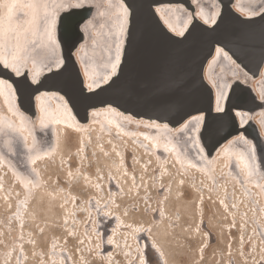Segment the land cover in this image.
<instances>
[{
  "label": "water",
  "instance_id": "1",
  "mask_svg": "<svg viewBox=\"0 0 264 264\" xmlns=\"http://www.w3.org/2000/svg\"><path fill=\"white\" fill-rule=\"evenodd\" d=\"M168 6L181 18L180 34L158 14ZM37 13L15 70L0 61L8 102L34 136L28 155L53 148L52 128L38 126L41 97L77 126H86L94 111L114 110L119 118L164 126L173 138L200 116L184 138L195 137L204 165L228 140L244 138L252 176L264 180V132L256 122L264 94L255 88L261 74L264 80V0H40ZM83 54L93 71L90 87L78 59ZM215 54L224 90L219 110L206 76ZM228 123L236 127H212Z\"/></svg>",
  "mask_w": 264,
  "mask_h": 264
},
{
  "label": "bare ground",
  "instance_id": "2",
  "mask_svg": "<svg viewBox=\"0 0 264 264\" xmlns=\"http://www.w3.org/2000/svg\"><path fill=\"white\" fill-rule=\"evenodd\" d=\"M29 1L35 3L34 5L40 3V0ZM2 4H12V0H0V5ZM2 9L8 11L7 7H0V10ZM157 11L166 27L173 33L180 34L181 18L177 16L175 8L170 6L159 7ZM28 12L29 28L20 29L19 32H16L14 26L7 25L8 33L6 35L0 34V61L7 60L8 67L13 70L23 57V44L31 36L32 27L37 18L31 7H29ZM19 14L20 12L13 8L12 19L9 21L16 20ZM12 16L16 17L13 18ZM198 17L202 18L203 16L198 13ZM13 31L14 33H12ZM217 56L215 54L209 61L206 76L215 89V108L219 110L222 106L224 90L217 79V70L214 69L219 62ZM78 59L86 85L90 87L93 79L90 59L86 54L81 57L78 56ZM262 77L263 74L255 84L258 94L259 92L264 94ZM36 108L38 126L52 128L53 148L36 155H28L22 162L25 163L24 168L27 172L25 175L22 172V166L20 167L14 160L11 161L5 156V141L0 138V168L2 169H0V206L4 204L8 209L11 205V209L14 206L13 202L19 200L18 195L21 191H26L29 195H36L37 189H43L40 186L41 181L53 183L57 180L58 182L60 177L48 172L47 163L52 162L53 170L61 173L64 183L73 182L81 189L89 190V193H94L101 198H105L112 190L111 187L107 188L108 181L112 183L115 190L129 197L140 196V193L143 194L144 192L148 193L149 189L157 191L161 194L155 207L159 221L164 217L172 219L165 207L169 199L177 202V208H182L188 204L189 195V198L193 197L195 206L198 208L196 222H200L202 225L205 217L202 211L207 209L208 202H213L215 208H212V211L222 215L225 220L222 221V226L219 229L221 239H223V232L227 231L230 236L229 240L225 241L227 246L233 247L234 241L244 240V245L240 248L242 252L236 249L235 253L233 250L229 252L228 263L232 264L230 261L232 254L238 258V262L241 264L250 262L247 261V256L243 252L247 245L245 238L248 231V224L246 223L249 213L247 212L248 209L246 210L244 207L245 197L232 182L235 183L238 181V176H241L248 181L247 184L255 189L260 202H262L264 187L261 186H264V180L257 183L252 176V168L248 160V156L252 154V148L244 138L234 137L228 140L216 154L213 164L208 168L204 165L205 161L202 158L200 146L196 140L193 141L195 137L191 138L192 141L190 138L185 141L184 138L185 133H192V130L195 129L194 120L197 119L196 123L199 125L200 116L192 117L179 126L174 131V139L165 133L164 126L129 118H119L114 110L94 111L92 112L93 119L86 126H77L68 115L60 112L52 99L38 97ZM22 119L26 121L10 105L6 96V88L0 85V136L4 131L16 134L17 141L21 142V147L19 145L17 149L30 151L34 147V136L28 125L22 122ZM239 120L241 123L243 122L242 119ZM256 122L264 132V113L257 117ZM26 123L29 124L28 120ZM240 127L244 126L241 125ZM72 161H75L74 166ZM184 167L189 168V170H184ZM1 171L3 172L1 173ZM13 179L16 183L11 193H7L6 189ZM239 182L240 185L245 183L242 179H239ZM57 186L59 189L56 190L54 188L44 189L33 200L38 201V206L46 203L48 208L58 212L59 223L62 224L66 221L62 226H70L68 228L70 231L75 222L74 211L78 204V198L73 196L72 191L66 193L63 191V186ZM91 199L94 201L93 196ZM162 207L163 212H161ZM177 208H172V211L174 209L178 211ZM30 211L36 220L35 211L32 209ZM171 221L175 224L178 223L177 220ZM172 223L170 227L166 225L161 230L165 237L172 236ZM197 225L196 223V228ZM196 228L195 230H197ZM199 232L203 233L201 226ZM233 232H235L236 238H234ZM65 236L70 235L65 234ZM205 236L208 240L209 235L206 233L203 236L204 240ZM72 237L74 238L73 235L70 236V238ZM230 238H233L231 245L229 244ZM153 241L155 245L152 248L157 251L162 260L164 251L155 239ZM207 249L208 246L200 253L202 260L205 258ZM73 257L76 261L77 255L74 254ZM257 264H264V257L263 261H259Z\"/></svg>",
  "mask_w": 264,
  "mask_h": 264
},
{
  "label": "rangeland",
  "instance_id": "3",
  "mask_svg": "<svg viewBox=\"0 0 264 264\" xmlns=\"http://www.w3.org/2000/svg\"><path fill=\"white\" fill-rule=\"evenodd\" d=\"M15 2L16 10L20 12L16 20L9 21L12 19L9 11L0 10V34L8 33L7 25L14 26L16 32L29 28V4L32 5L31 10L36 15L38 14L39 3L34 5L35 3L29 0H15ZM27 41L28 39L23 44V48ZM22 122L30 129L29 124L26 123L27 120L22 119ZM212 127H226L232 130L234 125L232 123L225 126L214 124ZM0 138L5 141V156L11 161L14 160L20 167L22 166V172L26 175L25 163L22 162L29 152L17 149L19 145L21 147V142L17 141L16 134L4 131ZM47 165L49 174L61 177L60 172L53 170L52 162H48ZM184 170H189V168L184 167ZM239 179H242L246 185L245 183L240 185ZM247 182L238 176V181L232 184L245 197L244 207L249 213L246 223L248 231L245 238L247 245L243 252L247 256V261H250L247 264H257L263 261L264 257V196L260 202L258 193ZM57 185L59 184L41 181L40 186L43 189H37L36 193L40 195L41 191L49 188L59 189ZM61 186H63V191L66 193L72 191L73 196L78 198L74 211L75 222L70 231H68L70 226H62L66 221L59 223L58 212L48 208L46 203L38 206V201L33 200L37 198V194H31V196L26 191H21L18 195L19 200L13 202L14 206L11 209V205L8 207L9 210L4 204L0 206V264H229L227 260L229 252L232 250L234 252L235 249L242 252L240 248L244 245V240L234 241V246L228 245V247L225 242L230 237L227 231L223 232V239H221L219 229L222 221L225 220L222 215L212 211V208H215L213 202H208L207 209L202 211L205 216L202 225L196 222L198 208L195 206L193 197L189 198V195L187 199L189 205L185 204L182 208H177V202L169 199L165 207L172 219L164 217L159 221L155 207L161 194L157 191L149 189L148 193H140V196L136 197L122 195L125 200H134L135 207L130 211L128 206L120 207V203L125 204V200H120L121 198L115 199L112 210L101 209L97 205H87L91 196H95L96 203H99L106 199L109 193L105 198H101L94 193H89V190L81 189L73 182ZM174 207L178 211L176 209L172 211ZM30 209L35 211L36 220L31 215ZM113 210L118 214V222L115 226H104L105 219H113ZM161 212H163V207ZM171 220H177L178 223H172ZM171 223L173 234L165 237L161 230L166 225L170 227ZM200 226L203 233L199 232ZM206 233L209 235L208 240L206 236L205 240L203 237ZM65 234L73 235L74 238L66 237ZM232 234L236 238L235 232ZM154 239L164 251L162 260L157 251L151 247V244L155 245ZM110 240L111 243H109ZM231 243H233V238H230L229 244ZM207 246L205 258L202 260L200 253ZM79 252L82 254L80 255ZM74 254L77 255L76 261ZM230 261L232 264H241L233 254Z\"/></svg>",
  "mask_w": 264,
  "mask_h": 264
},
{
  "label": "flooded vegetation",
  "instance_id": "4",
  "mask_svg": "<svg viewBox=\"0 0 264 264\" xmlns=\"http://www.w3.org/2000/svg\"><path fill=\"white\" fill-rule=\"evenodd\" d=\"M72 164H73V166L75 165V161H73L72 162ZM56 180V179H55ZM57 180L56 181H54L53 182V184L55 183V184H59V185H65V183H64V180H63V177H60V179H59V181L57 182ZM15 183H16V181H15V179H13V181H11V183H10V185H9V187L6 189V191H7V193H11V191H12V188H13V186L15 185ZM112 188V190H111V192L109 193V195H108V197L106 198V199H104V200H102L101 202H97L96 203V197L95 196H93V198H94V201L93 200H91V199H89L88 201H87V205H89V206H94V205H97V206H99V208H101V209H114L113 207H114V202H115V199L116 198H118V199H120V200H125L124 198H122V194H121V192L120 191H117V190H115V187L112 185V183H110V181H108V184H107V188L109 189V188ZM90 198V197H89ZM120 202V201H119ZM134 200H132V201H130L129 199H126L125 200V204H121L120 203V207H122L123 205H125V206H128L129 208H130V211H132L133 210V208L135 207V205H134ZM114 211V210H113ZM113 219H110V220H108V219H105V222L106 223H103V225L104 226H115L116 225V223L118 222V214L114 211V216L112 217ZM151 247H153V245L151 244ZM158 254V253H157ZM159 255V254H158Z\"/></svg>",
  "mask_w": 264,
  "mask_h": 264
},
{
  "label": "snow or ice",
  "instance_id": "5",
  "mask_svg": "<svg viewBox=\"0 0 264 264\" xmlns=\"http://www.w3.org/2000/svg\"><path fill=\"white\" fill-rule=\"evenodd\" d=\"M0 7H7L8 8V11H9V15H11L12 9L13 8H16L17 7V4H16L15 0H13V3L12 4H2V5H0ZM28 7H32V5L29 4ZM2 62L5 64L6 67L8 66L7 60H3ZM3 84H4V82L3 81H0V85H3ZM42 124H43V121H42ZM261 187H264V186H261ZM109 243H111V240L109 241Z\"/></svg>",
  "mask_w": 264,
  "mask_h": 264
}]
</instances>
